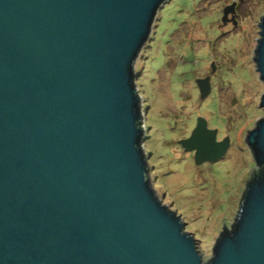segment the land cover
Instances as JSON below:
<instances>
[{
    "label": "water",
    "instance_id": "95a60500",
    "mask_svg": "<svg viewBox=\"0 0 264 264\" xmlns=\"http://www.w3.org/2000/svg\"><path fill=\"white\" fill-rule=\"evenodd\" d=\"M168 1L0 0V264H264V118L246 137L257 172L208 263L150 184L136 63ZM259 29L264 82V16ZM217 136L199 118L181 146L215 163L230 147Z\"/></svg>",
    "mask_w": 264,
    "mask_h": 264
},
{
    "label": "rangeland",
    "instance_id": "374dc122",
    "mask_svg": "<svg viewBox=\"0 0 264 264\" xmlns=\"http://www.w3.org/2000/svg\"><path fill=\"white\" fill-rule=\"evenodd\" d=\"M234 6L225 21V10ZM263 16L264 0H169L136 63L150 184L182 217L204 263L224 223L231 229L257 172L246 137L264 118V82L255 62ZM208 76L212 92L202 99L197 81ZM199 118L218 130V141L230 139L215 163L197 165L194 153L181 146Z\"/></svg>",
    "mask_w": 264,
    "mask_h": 264
},
{
    "label": "trees",
    "instance_id": "16d2710c",
    "mask_svg": "<svg viewBox=\"0 0 264 264\" xmlns=\"http://www.w3.org/2000/svg\"><path fill=\"white\" fill-rule=\"evenodd\" d=\"M264 169V167H262L260 170L262 171Z\"/></svg>",
    "mask_w": 264,
    "mask_h": 264
},
{
    "label": "flooded vegetation",
    "instance_id": "af4514ba",
    "mask_svg": "<svg viewBox=\"0 0 264 264\" xmlns=\"http://www.w3.org/2000/svg\"><path fill=\"white\" fill-rule=\"evenodd\" d=\"M208 77H211V76H208Z\"/></svg>",
    "mask_w": 264,
    "mask_h": 264
},
{
    "label": "built area",
    "instance_id": "2783aa9c",
    "mask_svg": "<svg viewBox=\"0 0 264 264\" xmlns=\"http://www.w3.org/2000/svg\"><path fill=\"white\" fill-rule=\"evenodd\" d=\"M141 126V125H140Z\"/></svg>",
    "mask_w": 264,
    "mask_h": 264
}]
</instances>
